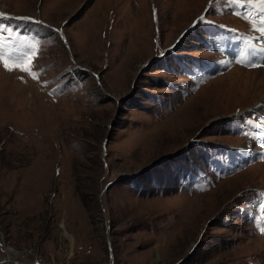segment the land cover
<instances>
[{
    "label": "rangeland",
    "instance_id": "obj_1",
    "mask_svg": "<svg viewBox=\"0 0 264 264\" xmlns=\"http://www.w3.org/2000/svg\"><path fill=\"white\" fill-rule=\"evenodd\" d=\"M229 2L0 0V264H264V24Z\"/></svg>",
    "mask_w": 264,
    "mask_h": 264
},
{
    "label": "bare ground",
    "instance_id": "obj_2",
    "mask_svg": "<svg viewBox=\"0 0 264 264\" xmlns=\"http://www.w3.org/2000/svg\"><path fill=\"white\" fill-rule=\"evenodd\" d=\"M255 40H256V39H255ZM256 41H258V40H256ZM256 43H257V42H256ZM259 44H261V43H259ZM256 45H257V44H256ZM259 46H260V45H259ZM260 47H261V46H260ZM233 72H234V71H233ZM232 76L235 77L233 74H232ZM261 81H262V82L264 81V77L262 78ZM261 99H262V100H261L260 102L264 101V95H263V97H261ZM258 103H259V102H258ZM259 104H260V103H259ZM259 104H257V107H259V106H258ZM263 105H264V102H263V104H261V106H263ZM7 249H8V248H7ZM17 261H18V260H16V262H17Z\"/></svg>",
    "mask_w": 264,
    "mask_h": 264
},
{
    "label": "trees",
    "instance_id": "obj_3",
    "mask_svg": "<svg viewBox=\"0 0 264 264\" xmlns=\"http://www.w3.org/2000/svg\"><path fill=\"white\" fill-rule=\"evenodd\" d=\"M86 72H87L86 70L83 69L80 70V75L82 76V78L85 77Z\"/></svg>",
    "mask_w": 264,
    "mask_h": 264
},
{
    "label": "water",
    "instance_id": "obj_4",
    "mask_svg": "<svg viewBox=\"0 0 264 264\" xmlns=\"http://www.w3.org/2000/svg\"><path fill=\"white\" fill-rule=\"evenodd\" d=\"M4 260H5V258L0 259V262L4 261ZM17 263H19V264H28L27 262H24V261H17Z\"/></svg>",
    "mask_w": 264,
    "mask_h": 264
},
{
    "label": "snow or ice",
    "instance_id": "obj_5",
    "mask_svg": "<svg viewBox=\"0 0 264 264\" xmlns=\"http://www.w3.org/2000/svg\"><path fill=\"white\" fill-rule=\"evenodd\" d=\"M5 67L7 68V67H8V65H7V64H5ZM23 70H24V71H28V68H27V67H25ZM262 231H264V229H262Z\"/></svg>",
    "mask_w": 264,
    "mask_h": 264
}]
</instances>
